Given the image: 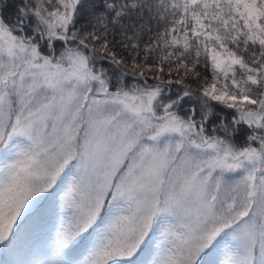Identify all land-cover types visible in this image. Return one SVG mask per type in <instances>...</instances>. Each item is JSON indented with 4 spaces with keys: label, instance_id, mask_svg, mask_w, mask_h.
Listing matches in <instances>:
<instances>
[{
    "label": "snow or ice",
    "instance_id": "1",
    "mask_svg": "<svg viewBox=\"0 0 264 264\" xmlns=\"http://www.w3.org/2000/svg\"><path fill=\"white\" fill-rule=\"evenodd\" d=\"M0 248L264 264V0H0Z\"/></svg>",
    "mask_w": 264,
    "mask_h": 264
},
{
    "label": "rangeland",
    "instance_id": "2",
    "mask_svg": "<svg viewBox=\"0 0 264 264\" xmlns=\"http://www.w3.org/2000/svg\"><path fill=\"white\" fill-rule=\"evenodd\" d=\"M57 222H58V218H57ZM49 227L50 225L46 220L42 221V223H40V225L36 227V235L32 238V242H31L33 252H39L45 244L51 243V240L47 239ZM53 233H54V229H53Z\"/></svg>",
    "mask_w": 264,
    "mask_h": 264
},
{
    "label": "trees",
    "instance_id": "3",
    "mask_svg": "<svg viewBox=\"0 0 264 264\" xmlns=\"http://www.w3.org/2000/svg\"><path fill=\"white\" fill-rule=\"evenodd\" d=\"M40 223H42V221H40L37 224V226L40 225ZM14 258H16L15 254H13V253H11V252L3 249V248H0V264H10V261H12ZM208 259H209V261H211V260H214L215 258L214 257H210Z\"/></svg>",
    "mask_w": 264,
    "mask_h": 264
}]
</instances>
